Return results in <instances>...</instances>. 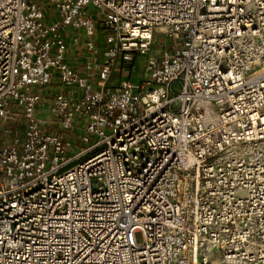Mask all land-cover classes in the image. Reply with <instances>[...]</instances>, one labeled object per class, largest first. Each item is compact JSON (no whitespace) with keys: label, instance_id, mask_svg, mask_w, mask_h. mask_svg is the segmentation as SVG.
<instances>
[{"label":"built area","instance_id":"2783aa9c","mask_svg":"<svg viewBox=\"0 0 264 264\" xmlns=\"http://www.w3.org/2000/svg\"><path fill=\"white\" fill-rule=\"evenodd\" d=\"M0 264H264V0H0Z\"/></svg>","mask_w":264,"mask_h":264},{"label":"rangeland","instance_id":"374dc122","mask_svg":"<svg viewBox=\"0 0 264 264\" xmlns=\"http://www.w3.org/2000/svg\"><path fill=\"white\" fill-rule=\"evenodd\" d=\"M96 12V10H92V13L94 14ZM160 38H162V36H160ZM166 39V37H165ZM167 43H170V39H167ZM155 49L156 48H159V44H155L154 45ZM145 57L144 56H139L138 59L136 60V62L134 63V69H133V72H132V75L130 77V79L133 81V82H139L141 81L143 78H145ZM119 77V73L117 72V70H115V72L113 73L112 77H111V82L110 84H113V85H117V81L115 82H112L113 79H118ZM148 87H146L147 89ZM41 117H44V115H41ZM220 255L221 253H218V252H213L210 257L213 259V260H216V261H219L220 260Z\"/></svg>","mask_w":264,"mask_h":264},{"label":"crops","instance_id":"0c3cea01","mask_svg":"<svg viewBox=\"0 0 264 264\" xmlns=\"http://www.w3.org/2000/svg\"><path fill=\"white\" fill-rule=\"evenodd\" d=\"M72 61H73V62H70V64H72V65H74V66H80V64L82 63V62H81V59H75V58L73 59V58H72ZM115 81H116V80L113 79L112 82H115Z\"/></svg>","mask_w":264,"mask_h":264}]
</instances>
